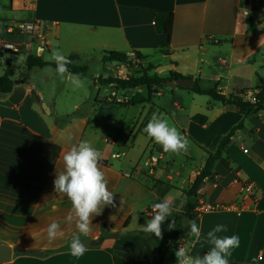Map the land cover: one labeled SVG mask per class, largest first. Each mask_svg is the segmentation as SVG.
<instances>
[{
	"label": "crops",
	"instance_id": "crops-1",
	"mask_svg": "<svg viewBox=\"0 0 264 264\" xmlns=\"http://www.w3.org/2000/svg\"><path fill=\"white\" fill-rule=\"evenodd\" d=\"M155 14L169 15L163 33L155 32ZM24 20L38 22L49 42L43 53L48 59L42 54L43 60L55 63L50 54L58 49L67 57L76 55L77 64L84 63L88 71L98 62L109 72L91 70L81 77L87 89L79 100L86 106L71 116L68 111L79 110L80 101L73 102L70 110H61L54 99L59 87L63 96L75 90L70 73L59 81L56 66H44L27 68L36 74L24 77L17 74V64H25V56L13 54L15 62L6 63L13 70L11 79L22 83L9 93H0V243L12 248L11 260L0 264H113L107 249L126 261L155 264L163 257V264H177L176 250L163 256V249L151 245L141 226L151 219L152 204L167 197L172 214L162 225V239L166 245L171 243L185 192L202 169L206 152H213L241 120V128L226 147L229 166L215 164L213 180L204 181L197 200L205 205L238 202L239 179L253 182L254 200L239 214L218 210L195 216L192 220L202 228L200 241L191 235V220L183 221L177 249L184 247L191 255L202 256L211 247L204 239L207 232L224 224L227 231L218 235H236L240 240L227 257L229 264H264V109L243 117L207 95L168 87L167 82L150 97L147 92L138 95L143 87L124 88L138 90L117 97L109 85L105 99L117 103L105 105L112 106L116 115L104 119L97 116L103 103L96 102L102 101L89 94V88L102 84L101 79L113 78V70L120 68L117 62H103L104 52H135L142 56L143 67H154L149 76L167 77L172 71L196 81L201 89L216 85L223 95L244 91L242 100L251 102L264 81V0H0V35H7L6 25ZM161 65L172 67L157 72ZM4 69L0 67V76ZM44 69L48 72L43 73ZM47 94L52 97L45 99ZM129 102L134 104H125ZM126 109L136 112L124 116ZM153 114L167 117L188 138L186 152H155L156 143L144 132ZM194 115L204 116L205 124L194 122ZM84 140L103 153L100 164L108 189L114 193L115 207L106 206L93 217L91 231L81 239L102 240L89 244L77 258L70 253V243L79 233L74 222L66 221L70 201L54 191V179L56 172L64 170V152ZM112 154L118 156L112 158ZM152 156L157 161L145 165ZM53 221L60 223L63 236L49 241L46 229ZM170 221L173 229L168 227ZM16 246L25 252L15 253ZM35 252L42 255L30 254Z\"/></svg>",
	"mask_w": 264,
	"mask_h": 264
},
{
	"label": "clouds",
	"instance_id": "clouds-1",
	"mask_svg": "<svg viewBox=\"0 0 264 264\" xmlns=\"http://www.w3.org/2000/svg\"><path fill=\"white\" fill-rule=\"evenodd\" d=\"M50 59L56 64V73L61 78L68 74V65L71 60L58 49H53ZM71 84L76 88L84 86L79 74H69ZM149 138L159 145L164 153L181 154L186 152L190 141L179 129L170 123L169 119L162 115L153 114L144 128ZM103 153L90 142L84 140L72 145L63 154L64 170L56 172L54 179V191L63 194L70 201V211L66 217L68 223H75L79 234L74 235L70 243V253L73 257H81L87 251V247L81 239V235L87 236L91 231L93 217L99 216L106 206L115 207L114 193L108 189V180L101 168ZM153 215L151 219L141 226L144 233L155 235L162 239V225L172 214L171 201L165 197L161 202L152 204ZM173 223H168L169 229H173ZM191 235L200 241L202 228L195 220L189 221ZM224 224L215 225L204 237L205 242L211 247L202 256H193L190 250L179 247L175 251L177 264H229L227 257L231 250L239 247L240 240L236 235L220 236L226 232ZM49 241L63 236L60 223L51 222L46 229Z\"/></svg>",
	"mask_w": 264,
	"mask_h": 264
},
{
	"label": "trees",
	"instance_id": "trees-1",
	"mask_svg": "<svg viewBox=\"0 0 264 264\" xmlns=\"http://www.w3.org/2000/svg\"><path fill=\"white\" fill-rule=\"evenodd\" d=\"M169 20V15L167 14H155L154 16V29L155 32L160 34L165 31L166 22ZM164 46L165 44H161ZM136 55L139 58L142 56L138 53ZM68 58L71 60V63L68 65V73L70 74H79L80 77H85L87 75L88 68L86 65H78V57L76 55H70ZM103 62H118V63H126L127 57L125 54H121L118 52L108 51L104 52L102 57ZM25 66L28 69L31 68H42L44 66H56L55 63L45 61L41 57L35 56H27L25 58ZM3 74L0 76V93L6 94L11 91L12 87L15 84H19L18 80H12L13 70L9 68V65L6 64L4 67ZM154 69V67L148 64L146 67H141L139 70H135V72L127 79L121 80L112 77H107L105 79H101V83L104 85L116 84L117 86L128 85L129 87H143L147 90L148 96H153L156 94V89L161 88L165 82L169 80H176L179 78H183L180 74H177L172 71H168L169 74L167 77H160L158 74H153L152 76L148 75L149 70ZM117 89V88H116ZM192 93L207 95L212 100L220 102L223 105L228 107H232L238 111L243 117H246L251 114H257L264 109V81H261L259 86L257 87L256 93L254 95V102H248L242 100L241 96L244 94V91L238 92L236 94L223 95L217 91L216 85L210 89H201L196 81H194L193 86L189 88ZM103 104H116L114 101H106L103 100ZM124 104V103H123ZM133 105V102L125 103ZM194 122L199 125H203L206 122V118L202 115H194L191 118ZM242 126V120L233 126L220 140L219 144H217V148L213 152H206V157L204 160V164L200 172L196 175L195 179L191 183V186L185 192V202L183 206L182 213L177 217V230L172 238L171 243L168 245L164 244L163 239H158L155 235L150 233H145L147 240L154 247H161L164 251L163 256L168 253L177 250V239H178V231L182 226L183 221H189L195 218L198 215L195 207L197 206V197L198 191L203 185L205 180H213L214 177V166L217 162L221 163L225 167L229 166V157L226 152V147L238 129ZM15 253H24L25 250L20 246H16L14 249ZM107 251L111 254L113 264H150L148 260H135V261H126L122 258L116 257L115 254L110 249ZM163 257H160L155 264H163Z\"/></svg>",
	"mask_w": 264,
	"mask_h": 264
},
{
	"label": "built area",
	"instance_id": "built-area-1",
	"mask_svg": "<svg viewBox=\"0 0 264 264\" xmlns=\"http://www.w3.org/2000/svg\"><path fill=\"white\" fill-rule=\"evenodd\" d=\"M244 14H247V12L244 11ZM3 30L7 35L14 37V39L6 40L1 38L0 50L8 51L16 55H23L25 57L29 55L40 57L50 47L45 34L40 30L39 24L36 21H16L6 25ZM19 36H23L25 39L21 40L19 39ZM126 57V63L117 62L120 64V68H118L119 70L116 71L113 78L127 80L135 72V70H139L143 66L142 58H139L135 52L129 53ZM110 96L114 97L115 95L114 93H111ZM254 100V97H252L251 102H254ZM110 101L113 100L110 99ZM244 152H246L245 149ZM117 156V154H112V158H116ZM156 161L157 158L152 156L149 161L145 163V165L152 166ZM239 185L240 201L232 202L227 205H205L197 200L195 210L198 215L204 212L218 210L235 211L239 214L246 207L248 202L254 200L255 196V186L253 182L246 179H239Z\"/></svg>",
	"mask_w": 264,
	"mask_h": 264
},
{
	"label": "rangeland",
	"instance_id": "rangeland-1",
	"mask_svg": "<svg viewBox=\"0 0 264 264\" xmlns=\"http://www.w3.org/2000/svg\"><path fill=\"white\" fill-rule=\"evenodd\" d=\"M1 38L2 39H6V40H13L14 39V37L7 36V35H4V34H1L0 35V39ZM49 41L50 42H53L52 39L49 40ZM0 52H1V55H0V67H3V66L5 67L6 63L15 62L16 58L13 56V53L8 52V51H4V50H0ZM42 57L44 59H48L47 54H43ZM19 58L21 59L22 56H19ZM82 64H84V63L81 62L78 65H82ZM17 65H18V67H17V69H18L17 70V74L19 76H24V77H26V76H29L30 77L31 76V77H33L34 74H36L35 73V69L28 70L27 67L25 66V64L22 63V62L18 63ZM108 67H111V69H114L115 68V65L114 64H112V65L109 64ZM46 70H48V69H44L43 73L48 72ZM91 70H93V71H95V70L96 71H99L102 74L104 73L105 75L109 72L104 67H102V64H100L98 62L97 63H92V65L90 66V70L88 71V73H90ZM113 71H114V74H115L116 71L115 70H113ZM88 73H87V75H88ZM57 79L60 81L63 78L58 77ZM82 80L84 82V86L81 87V88H75V90L73 92H69V94L66 95V96H63L62 95L63 88H60V87L58 88L59 89L58 94L55 95V97L53 96L54 99H55V106L58 109H61V110H63V109L70 110L71 104L73 102L80 101V103H81L80 109L77 110V111L76 110H70V111H68V113H69V115H71L72 112L79 113V112L83 111V108H85L86 104H85V102L82 99L81 100H79V99L81 97V92L83 90L85 91L87 89V83L85 81L86 79H82ZM68 85H70V83ZM135 90H138V89H135V88L134 89H119V88H117V89L112 90V91H114L117 94V97H119V96L122 97L124 93L133 92ZM110 91H111V89L109 88V85H104V84H100V83L97 84V87L95 89H92V87L89 88V94H91L93 96L96 95L97 98L100 101L105 100V98L110 94ZM146 92H147V90L145 88H143L142 91H141V93L138 94V95L146 94ZM50 97H52L50 94L45 95V99H49ZM136 97H137V94H136ZM46 103H49L48 100H46ZM46 103H44V105H46ZM122 112L124 113V116L125 115L126 116H132L136 112V109H134V110L126 109V110H122ZM63 119H64V115L61 116L58 120H63Z\"/></svg>",
	"mask_w": 264,
	"mask_h": 264
},
{
	"label": "water",
	"instance_id": "water-1",
	"mask_svg": "<svg viewBox=\"0 0 264 264\" xmlns=\"http://www.w3.org/2000/svg\"><path fill=\"white\" fill-rule=\"evenodd\" d=\"M171 67L172 65H161L156 68V71L157 72L166 71V70H169ZM166 86L168 87L179 86V87L191 88L193 86V81L190 79H184V78H179V79H176L175 81L168 80L166 83ZM110 87L112 89H116V88L124 89V88H128L129 86L128 85L117 86L116 84H111ZM34 98L37 102H39V98L37 95H34ZM42 107L46 110L45 105L43 103H42ZM115 115H116V110L112 106H109V105L103 104L97 110V116L100 118L113 119ZM155 152L163 153V150L159 145L156 144ZM101 240H102L101 238H97L96 240L84 239L83 243L87 247L89 244L97 245L101 242ZM30 254L36 255V256L42 255L41 252H35V253H30ZM11 257H12V248L8 245L0 243V263L8 262L9 260H11Z\"/></svg>",
	"mask_w": 264,
	"mask_h": 264
}]
</instances>
